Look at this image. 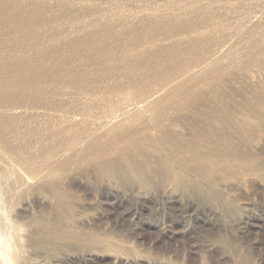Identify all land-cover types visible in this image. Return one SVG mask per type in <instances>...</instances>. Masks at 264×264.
Here are the masks:
<instances>
[{
	"label": "rangeland",
	"instance_id": "rangeland-1",
	"mask_svg": "<svg viewBox=\"0 0 264 264\" xmlns=\"http://www.w3.org/2000/svg\"><path fill=\"white\" fill-rule=\"evenodd\" d=\"M43 1L54 14L53 21L46 28L37 26L32 30L34 38H30L37 40L40 48L51 43L50 37L58 43L72 42L73 60L107 49V45L82 42L103 35H108L114 45L110 62L115 68L125 62L143 61V51L151 54L157 48L170 46L187 49L184 64L194 62V69L199 68L203 58L218 60L219 66L212 71L209 82H188L190 88L196 89L192 98L181 101L175 110L168 107L163 110V128H218L223 134L234 130L242 154L235 161L233 157L225 160L221 152L212 153L215 172L196 158L185 164L191 169L186 173L189 180L195 178L198 169L214 173L211 180L217 192L207 196L203 189L204 196L174 190L162 175L161 181L157 179L156 185L150 187L139 186L131 177L124 181L107 174L99 176L88 162L78 169L58 171V175L73 179L70 228L108 236L109 241L85 246L59 242L49 250L25 241L27 229L33 232L36 229L26 223L43 216L49 201L32 195L5 203L4 178L0 173V237L7 241L8 252L13 255L9 261L0 257V264H20L19 258H25L26 264H264V180L245 167L239 168L242 174H236L226 165L231 162L236 168L252 161L264 164V1ZM174 19L192 21L196 29L183 26L171 33L164 25L154 30L147 27L153 22ZM208 21L220 27H200ZM135 26L144 30L138 44L132 32ZM251 40L259 42L257 50L247 48ZM228 51L230 59L225 55ZM245 54L251 56L247 61ZM189 70L186 67L178 77L186 76ZM128 71L123 68L122 73ZM96 76L100 75L91 74L90 81ZM109 76L104 73L100 77L109 79ZM106 108L109 109L106 104L101 105L85 120L77 116L72 122H60L58 126L101 128L103 123L121 121L122 128H157L150 112L128 121L119 116L111 120ZM46 145L44 149L48 150L54 144ZM220 148L225 153L223 146ZM192 183L207 187L203 180Z\"/></svg>",
	"mask_w": 264,
	"mask_h": 264
},
{
	"label": "bare ground",
	"instance_id": "bare-ground-1",
	"mask_svg": "<svg viewBox=\"0 0 264 264\" xmlns=\"http://www.w3.org/2000/svg\"><path fill=\"white\" fill-rule=\"evenodd\" d=\"M53 15L43 0H0V35L3 36V39L0 37V173L4 178V202L33 195L46 198L50 204L43 216L26 223L36 228L35 232L27 229L26 243L49 250L59 242H78L85 246L90 242L109 241L108 236L70 228L74 209L73 179L57 172L78 169L86 162L92 164L99 176L107 174L124 181L131 177L141 187L156 185L162 175L174 190L193 191L203 196V190L206 196L216 194L215 182L211 180L213 172L198 169L195 178L189 180L186 173L191 169L185 164L196 158L215 172L212 153L221 152L225 160L231 157L240 160L242 152L235 141L237 132L228 130L223 134L218 128H163L162 119L164 109L175 110L181 101L195 95L196 89L189 87V81L209 82L219 61L203 58L199 68L194 69V62L184 64L187 49L170 46L157 48L151 54L143 51V61H129L115 68L110 62L114 45L107 34L82 41L85 45L87 42L107 45V49L85 55L79 61L73 60L72 42L58 43L50 37L51 43L40 48L38 41L30 38L35 35L32 30L37 26L49 27ZM211 22L200 27H220ZM163 25L171 33L183 26L196 29L192 21L176 19L153 22L147 27L154 30ZM132 32L138 44L144 30L135 26ZM251 41L247 48L257 50L259 42ZM229 53H225L228 59L231 58ZM250 57L245 54L244 60ZM186 67L190 69L186 76L178 77ZM123 68L129 71L122 73ZM93 73L109 74L110 80L96 76L90 81ZM70 87L75 90L70 91ZM100 104L109 108L106 110L110 111L111 120L119 116L128 121L150 112L154 114L157 128H122L124 122L121 121L103 123L101 128L58 126L60 122H72L77 116L84 120L91 117L95 109L101 108ZM185 129L189 130L188 134L180 131ZM46 143L54 145L46 150ZM226 165L236 174H242L239 168L245 167L264 180L262 163H241L236 168L231 162ZM85 180L91 182L90 178ZM195 180L206 181L207 187L193 184ZM7 246V241L0 237L3 261L13 259ZM19 259H22L20 264H26L25 258Z\"/></svg>",
	"mask_w": 264,
	"mask_h": 264
}]
</instances>
